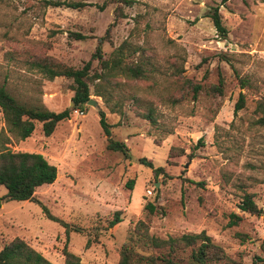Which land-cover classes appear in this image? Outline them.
Here are the masks:
<instances>
[{
  "label": "rangeland",
  "instance_id": "374dc122",
  "mask_svg": "<svg viewBox=\"0 0 264 264\" xmlns=\"http://www.w3.org/2000/svg\"><path fill=\"white\" fill-rule=\"evenodd\" d=\"M42 1L0 0V85L23 103L70 109L50 135L35 121L30 136L8 144L15 151L40 153L57 167L54 182L38 187L34 196L70 228L66 232L47 219L34 201L3 198L0 245L19 236L52 264H63L65 244L82 264H117L118 248L135 222L143 220L162 237L204 231L236 260L232 264H264V126L255 123L257 100L264 97V0H60L82 4L76 8ZM215 6L227 29L225 38L209 16ZM109 26L100 42L105 58L123 42L126 55L133 46L149 49L159 62L176 55L184 74L204 89L196 99L175 104L145 94L155 124L138 116L132 101L124 100L121 111L113 112L95 94L90 98L97 106L86 104L79 115L71 104V79L49 80L24 61L26 50L45 51L81 67ZM73 32L85 38L75 39ZM41 42L49 48L40 49ZM91 65L98 67L97 60ZM219 75L223 93L213 95L209 85ZM237 76L248 87H241ZM158 80L156 88L165 84ZM139 84L153 90L150 81ZM239 92L245 105L234 114ZM100 111L111 137L129 148V157L107 148ZM4 126L0 113V130ZM171 146L184 153L169 157ZM140 157L163 173L154 176L138 162ZM5 192L0 186V197ZM244 192L254 194L261 215L240 210ZM147 201L162 206L164 213L149 215ZM117 210L122 220L109 227ZM231 214L240 216L237 224H230Z\"/></svg>",
  "mask_w": 264,
  "mask_h": 264
},
{
  "label": "trees",
  "instance_id": "16d2710c",
  "mask_svg": "<svg viewBox=\"0 0 264 264\" xmlns=\"http://www.w3.org/2000/svg\"><path fill=\"white\" fill-rule=\"evenodd\" d=\"M224 3L227 0H221ZM263 1V0H260ZM44 6H61L76 8L80 3H65L60 0H43ZM216 32L225 38L227 29L222 22L219 7L215 6L209 12ZM110 31L107 28L104 36L99 38V44L91 58L81 67H74L62 62L42 51H24L28 53L24 61L30 68H36L47 79L58 76L71 79L73 90L72 102L74 109L83 108L90 99L91 94L103 98L106 105L113 112H120L123 101L130 100L134 105L135 113L147 119L151 124L157 121L151 100L145 98L150 95L152 100L161 98L167 103L175 104L179 101L191 98L196 99L204 89L202 82L189 78L184 74L182 60L178 56L166 58L159 62L155 54L142 46H133L129 55L124 53L128 47L123 42L114 48L108 57H104L100 42ZM75 39H84L81 33L71 34ZM48 43L41 42L40 49H48ZM96 59L98 67H92V60ZM238 83L241 87H248L247 80L240 76ZM158 79L165 84L161 87ZM150 81L148 90L139 82ZM223 77L218 76V82L209 85V92L223 93ZM91 91L93 93H91ZM115 100V101H114ZM111 103V104H110ZM245 105V96L239 92L234 104V114ZM259 113L255 123L264 126V97L259 98L256 104ZM0 113L5 126L0 130V186L6 189L3 197H0V206L3 198L15 201H34L41 205L43 214L47 219L64 226L66 232L70 224L52 214L48 208L37 200L34 193L38 187L51 184L57 176V167L50 163L42 154L29 151H15L8 144L12 139L23 140L30 136L34 129V122L42 124V131L50 135L56 124L69 117L70 109L61 111L48 109L42 101L37 103H23L16 99L6 87L0 85ZM100 125L107 136V148L120 151L125 157H129V148L122 140L111 137L104 113L100 111ZM202 141V140H201ZM199 140V143H201ZM183 149L171 146L168 156L183 154ZM138 162L152 169L154 176L163 173L162 167H155L147 158L140 157ZM129 187L133 188V180H129ZM240 210L254 215H261L262 209L254 201V194L244 192L238 204ZM144 209L149 215L163 214L162 206L147 201ZM121 211H114L108 226L119 223L122 218ZM230 224H237L240 216L231 214ZM264 217V216H263ZM63 264H82L79 255L70 251L65 244L61 250ZM232 264L236 260L229 255L220 245L212 241L204 231L199 233H182L180 235H168L165 237L155 235L149 231L148 225L143 220H137L128 232L126 241L118 248L117 264ZM0 264H52L40 251L32 247L26 240L19 236L0 245Z\"/></svg>",
  "mask_w": 264,
  "mask_h": 264
},
{
  "label": "water",
  "instance_id": "95a60500",
  "mask_svg": "<svg viewBox=\"0 0 264 264\" xmlns=\"http://www.w3.org/2000/svg\"><path fill=\"white\" fill-rule=\"evenodd\" d=\"M71 104L74 105L73 102H71ZM86 104H87V105L97 106V102H96L94 99H92V98H90V99L87 101ZM1 202H2V201H1Z\"/></svg>",
  "mask_w": 264,
  "mask_h": 264
},
{
  "label": "built area",
  "instance_id": "2783aa9c",
  "mask_svg": "<svg viewBox=\"0 0 264 264\" xmlns=\"http://www.w3.org/2000/svg\"><path fill=\"white\" fill-rule=\"evenodd\" d=\"M77 114H79V115H83L84 114V112H83V110H81L80 108H77L76 110H74Z\"/></svg>",
  "mask_w": 264,
  "mask_h": 264
}]
</instances>
